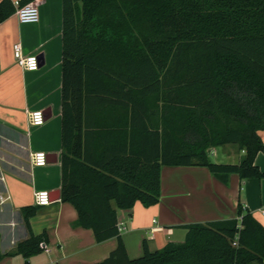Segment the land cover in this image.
<instances>
[{
  "label": "trees",
  "instance_id": "1",
  "mask_svg": "<svg viewBox=\"0 0 264 264\" xmlns=\"http://www.w3.org/2000/svg\"><path fill=\"white\" fill-rule=\"evenodd\" d=\"M35 1L2 0L0 25ZM62 66V202L98 243L119 239L96 264H264V224L242 207L137 259L118 229V209L160 202L165 166L264 179V0H63ZM226 145L245 150L238 165L210 160ZM39 209L22 210L30 232ZM47 245L31 232L0 259Z\"/></svg>",
  "mask_w": 264,
  "mask_h": 264
},
{
  "label": "crops",
  "instance_id": "2",
  "mask_svg": "<svg viewBox=\"0 0 264 264\" xmlns=\"http://www.w3.org/2000/svg\"><path fill=\"white\" fill-rule=\"evenodd\" d=\"M37 1L38 23L23 24L15 14L0 25V255L14 252L31 232H47L48 251L30 259L5 257L0 264L101 263L118 248L119 239L98 243L93 230L78 226L76 209L62 202L63 0ZM16 44L25 55L39 56L38 71H25L17 64ZM34 111L44 112L43 126L30 124ZM261 136L264 140V132ZM36 152L49 155L46 167L32 164ZM245 154L238 145L209 151L212 162L224 165H238ZM256 165L264 172V154L257 155ZM39 191L59 193L61 198L41 207L35 200ZM31 206L40 209L30 220V232L22 210ZM240 207L264 224V179L232 174L223 182L206 167L165 166L160 202L118 209V225L125 227L121 238L129 258L137 259L144 254L145 242L152 252L168 243H183L186 226L241 219Z\"/></svg>",
  "mask_w": 264,
  "mask_h": 264
},
{
  "label": "built area",
  "instance_id": "3",
  "mask_svg": "<svg viewBox=\"0 0 264 264\" xmlns=\"http://www.w3.org/2000/svg\"><path fill=\"white\" fill-rule=\"evenodd\" d=\"M18 5V1L15 2ZM18 20L23 24L38 23L40 21L39 4L36 0L24 7L18 9ZM14 55L17 64L29 72H36L40 69V58L38 55H25L21 44L14 45ZM29 122L32 126L40 127L46 122V116L43 111H34L29 114ZM32 164L35 167H46L49 164V155L45 152H36L31 156ZM36 204L41 207L50 206L53 203L52 195L48 191H39L35 194ZM264 220V209L260 212ZM119 232H123L125 227L118 225ZM47 250V248H46ZM48 251V250H47Z\"/></svg>",
  "mask_w": 264,
  "mask_h": 264
},
{
  "label": "water",
  "instance_id": "4",
  "mask_svg": "<svg viewBox=\"0 0 264 264\" xmlns=\"http://www.w3.org/2000/svg\"><path fill=\"white\" fill-rule=\"evenodd\" d=\"M61 198V195L59 193H57L56 195L52 194V200L54 201H58Z\"/></svg>",
  "mask_w": 264,
  "mask_h": 264
}]
</instances>
